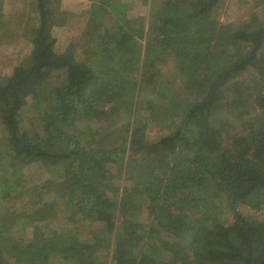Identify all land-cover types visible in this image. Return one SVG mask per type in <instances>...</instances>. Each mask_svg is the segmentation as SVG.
Wrapping results in <instances>:
<instances>
[{
  "label": "trees",
  "instance_id": "obj_1",
  "mask_svg": "<svg viewBox=\"0 0 264 264\" xmlns=\"http://www.w3.org/2000/svg\"><path fill=\"white\" fill-rule=\"evenodd\" d=\"M227 1L155 0L147 22L95 5L61 53L74 14L32 0L31 54L0 84V264H264V217L221 221L230 206L264 216V18L248 4L223 23ZM226 120L249 129L223 151ZM33 165L49 178L30 186Z\"/></svg>",
  "mask_w": 264,
  "mask_h": 264
},
{
  "label": "rangeland",
  "instance_id": "obj_2",
  "mask_svg": "<svg viewBox=\"0 0 264 264\" xmlns=\"http://www.w3.org/2000/svg\"><path fill=\"white\" fill-rule=\"evenodd\" d=\"M121 2L126 6H131V10L127 14L132 20H138L141 17H145L147 22L150 17H155L151 11L152 7L156 4L155 0H149L148 4L142 3L140 0H121ZM31 4L32 0H4V9L2 13L4 15L3 25L6 24L7 18L9 20L11 17L12 21L11 26L8 23L5 30L1 27L0 23V38L2 40L1 43H3L2 46L0 45V84L5 83L8 78L13 75L15 70L21 66V63L31 54L32 47L27 40L26 35H28L30 29L36 25L37 22L35 15L32 13ZM248 4H252L256 11L259 10L264 18V0H228L227 5H229V7L227 8L226 13L222 15V22L235 25L242 23V20H245L250 11V8H247ZM95 5H103L108 11H111L114 2L113 0H61V9L72 12L74 16L71 20L67 21L68 26L56 28L54 31V36L58 41V52L63 53L71 42H77L81 39L85 31L88 17H78L77 15L81 12H88L90 9L93 10V6ZM6 31L11 32V34L9 35V32L6 33ZM7 41L10 43H5ZM166 64L167 65L163 67L162 73L164 81L168 80L166 79L167 77L171 78L173 74V66L171 63L168 62ZM250 76L252 77V75ZM247 77L249 78L247 83L252 85L255 79L249 77V74ZM27 105H31V102L29 101ZM30 111L31 108L27 114H24V127L26 128V131L34 128V131L38 132L36 134L41 137L44 134L43 119L36 115L38 119L34 120L36 118L35 114ZM248 123L249 122L247 121L226 120L216 127L217 135L224 143L222 148L223 151L227 149L230 150V146L234 140L247 135L249 129ZM171 129L172 126H170L169 122H162V125L152 124L145 134L149 140L157 141L161 137H164ZM3 171L4 167L2 168V165H0V172ZM25 174L27 183L30 184V186L45 181L46 177L47 179L49 178L41 165H33L26 168ZM222 208L223 213L221 215V221L226 225L233 224L237 217L254 220H260L264 217L262 212H256L246 206L239 207L237 210H232V206ZM1 263L7 264L5 261H1Z\"/></svg>",
  "mask_w": 264,
  "mask_h": 264
}]
</instances>
